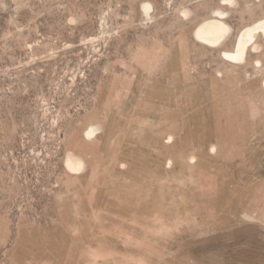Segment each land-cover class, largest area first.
Segmentation results:
<instances>
[{
  "label": "rangeland",
  "instance_id": "obj_1",
  "mask_svg": "<svg viewBox=\"0 0 264 264\" xmlns=\"http://www.w3.org/2000/svg\"><path fill=\"white\" fill-rule=\"evenodd\" d=\"M262 19L264 0H0V264H264L263 31L227 55Z\"/></svg>",
  "mask_w": 264,
  "mask_h": 264
},
{
  "label": "bare ground",
  "instance_id": "obj_2",
  "mask_svg": "<svg viewBox=\"0 0 264 264\" xmlns=\"http://www.w3.org/2000/svg\"><path fill=\"white\" fill-rule=\"evenodd\" d=\"M228 31L229 26L224 21L220 19H210L201 24L197 30V34L200 38L215 44L221 42V40L227 35ZM258 31H263L264 33V19L246 28L240 35L236 51L228 52L227 55L235 59H243L246 54L247 45L253 41ZM95 129L96 127L91 128L89 129V132L92 134V132H95ZM83 164L84 161L80 155L74 153L69 154V167L72 169H80L83 167Z\"/></svg>",
  "mask_w": 264,
  "mask_h": 264
}]
</instances>
